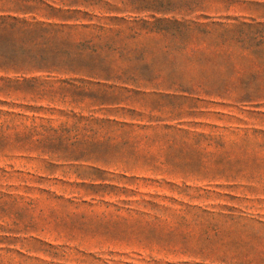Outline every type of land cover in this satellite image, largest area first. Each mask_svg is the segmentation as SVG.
I'll return each mask as SVG.
<instances>
[{
    "label": "rangeland",
    "instance_id": "1",
    "mask_svg": "<svg viewBox=\"0 0 264 264\" xmlns=\"http://www.w3.org/2000/svg\"><path fill=\"white\" fill-rule=\"evenodd\" d=\"M0 264H264V0H0Z\"/></svg>",
    "mask_w": 264,
    "mask_h": 264
}]
</instances>
